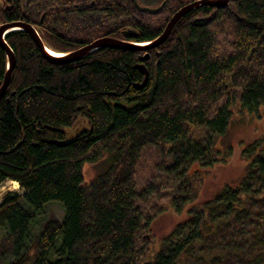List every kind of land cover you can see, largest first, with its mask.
I'll return each instance as SVG.
<instances>
[{"label":"trees","instance_id":"obj_1","mask_svg":"<svg viewBox=\"0 0 264 264\" xmlns=\"http://www.w3.org/2000/svg\"><path fill=\"white\" fill-rule=\"evenodd\" d=\"M11 20L33 24L56 52L103 34L149 41L163 26L149 24L133 0H0V24ZM4 40L15 65L0 98V183L16 181L22 192L0 200V264H264L259 141L247 150L257 151L238 184L194 209L158 250L149 235L167 205L177 209L196 196L201 175L190 168L218 160L208 134L226 131L235 101L264 113V0L200 5L161 44L99 47L67 63L44 58L23 29ZM137 63L148 71L141 87ZM6 64L0 46V80ZM148 149L157 159L140 189ZM105 156L106 172L85 184L83 163ZM160 157L165 167L158 173ZM55 201L62 217L47 214L34 231L37 216Z\"/></svg>","mask_w":264,"mask_h":264},{"label":"rangeland","instance_id":"obj_2","mask_svg":"<svg viewBox=\"0 0 264 264\" xmlns=\"http://www.w3.org/2000/svg\"><path fill=\"white\" fill-rule=\"evenodd\" d=\"M167 16L166 13L157 14L155 16L149 14H143L147 20L152 22V26L159 27L162 25V20ZM231 114L228 121L226 131L214 137L212 133L204 130L205 136L208 134L209 150L217 152V158L209 166L197 165L190 168V172H195L193 175L199 172L200 186L196 193V196L192 199L186 200L183 205L177 209L167 205L160 213H158L150 223L149 235H152V251H156L159 248L160 243L180 224L187 222L194 209H201L204 205L219 195L223 188L227 185L238 184L242 177L246 173L248 163L254 157L257 150L248 152L249 146L259 141L261 147H264V113L261 107L256 110H249L240 106L238 101L230 107ZM107 156L95 163L84 162L82 166V174L84 183L88 184L91 181L98 178L102 173L106 172L109 167V162L106 159ZM155 152L152 149H148L141 160V166L139 167V184L138 188L141 189L145 179L150 178L148 172L150 164L155 161ZM158 165L156 170L161 173L164 169L163 157L158 159ZM196 170V171H194ZM198 171V172H197ZM156 172V173H157ZM152 179V177H151ZM11 181V182H10ZM12 183V184H11ZM18 183V182H17ZM18 185V186H17ZM157 185L155 183L151 184ZM164 191V190H163ZM167 193L169 189L165 190ZM19 184H14L12 180L7 179L0 183V200L8 193H21ZM148 198L146 201L145 199ZM170 198V197H169ZM152 196L150 194L144 196L141 203V209L146 212L148 204ZM167 200V199H166ZM164 202V200H161ZM64 213L63 206L59 202H49L44 210L37 216L34 231H38L42 219L47 214H54L61 218ZM2 231H0V238Z\"/></svg>","mask_w":264,"mask_h":264},{"label":"water","instance_id":"obj_3","mask_svg":"<svg viewBox=\"0 0 264 264\" xmlns=\"http://www.w3.org/2000/svg\"><path fill=\"white\" fill-rule=\"evenodd\" d=\"M134 4L137 6V8L142 10H147L149 12H156L161 7L162 4L157 7H147V6H141L137 3L136 0H133ZM228 0H195L192 3H188L182 7H180L166 22L164 25L162 31L150 40L149 42L144 43H137V42H131L128 40H123L117 37H112L109 35H103L98 38L93 39L91 42L78 47L74 50H71L69 52H66L64 54H52L50 50L44 45L43 41L41 40L37 29L35 26L29 22L23 21V20H11L7 22H3L0 24V46L4 49L6 54V61H7V68L5 71V74L3 78L0 80V98L2 94L4 93L6 87L9 84L10 81V75L11 71L14 68L15 65V55L12 51V49L9 47V45L4 40V35L8 33L9 31L16 30V29H23L26 32H28L35 42V44L38 46L39 50L41 51L44 58L48 59L51 62H58V63H67L72 62L80 58L81 56L85 55L86 53L99 48V47H134L137 49H146L150 47H154L158 44H161L165 39L168 37L171 29L174 27L177 20L182 17L186 12L190 11L191 9L198 7L200 5L209 4L211 6L215 7H223L227 4ZM7 8H10L9 6ZM125 34L131 35L132 32L130 30H125ZM148 57V54L146 53L143 58ZM136 68L139 69V71L143 74V79L139 83H135V86L141 87L145 84L147 77H148V71L143 63H137L135 65ZM78 130L76 129V132Z\"/></svg>","mask_w":264,"mask_h":264},{"label":"flooded vegetation","instance_id":"obj_4","mask_svg":"<svg viewBox=\"0 0 264 264\" xmlns=\"http://www.w3.org/2000/svg\"><path fill=\"white\" fill-rule=\"evenodd\" d=\"M193 1H195V0H161V2L159 3V4H157V5H145V4H141V6H147V7H157V6H159L160 4H162L163 5V8L161 9V10H163L164 9V7L165 6H168V7H170V9H171V12H169L168 13V15L163 19V26L161 27V31H162V29H163V27H164V25L166 24V22L170 19V17L180 8V7H182V6H184V5H186V4H188V3H192ZM195 8H197V7H195ZM169 9V10H170ZM140 12H141V15L143 16V14H149L148 12H146V11H142V10H140ZM149 15H155V14H149ZM149 24H151L152 25V22L150 21V20H147L145 17H143ZM125 30H130L131 32H133L134 30H132V29H123L122 30V33L123 34H125L124 33V31ZM105 35H109V34H105ZM109 36H112V37H117V38H120V39H123V40H127V39H124V38H122V37H119V36H115V35H109ZM129 41V40H128Z\"/></svg>","mask_w":264,"mask_h":264},{"label":"bare ground","instance_id":"obj_5","mask_svg":"<svg viewBox=\"0 0 264 264\" xmlns=\"http://www.w3.org/2000/svg\"><path fill=\"white\" fill-rule=\"evenodd\" d=\"M138 10H139V9H138ZM180 18H181V17H180ZM171 30H172V29H171ZM91 41H92V40H91ZM91 41H90V42H91ZM87 43H89V42H87ZM87 43H86V44H87ZM83 45H85V44H83ZM83 45H81V46H83ZM81 46H79V47H81ZM77 48H78V47H77ZM48 49H49V48H48ZM75 49H76V48H75ZM73 50H74V49H73ZM50 52H51V53L53 52L52 54H57V55L60 54V52H56V51H53V50H51V49H50ZM42 56H43V55H42ZM47 60H48V59H47ZM48 61H49V60H48ZM50 62H51V61H50ZM10 182H11V181H10ZM12 182H14V184H18L16 181H12ZM11 184H12V183H11ZM17 186H18V185H17Z\"/></svg>","mask_w":264,"mask_h":264}]
</instances>
